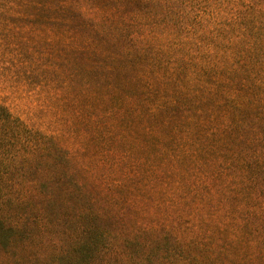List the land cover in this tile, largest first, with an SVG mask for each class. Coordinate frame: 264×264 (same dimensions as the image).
<instances>
[{"label":"rangeland","instance_id":"1","mask_svg":"<svg viewBox=\"0 0 264 264\" xmlns=\"http://www.w3.org/2000/svg\"><path fill=\"white\" fill-rule=\"evenodd\" d=\"M255 1L219 0L208 37L238 36L241 10ZM100 11L91 0H0V106L53 136L74 172L55 179L69 187L63 206L42 209L52 211L55 245L43 234L22 259L17 239L16 262L85 264L89 252L77 254L73 243L92 233L74 239V228L110 230L115 214L124 225L109 264H138L146 244L145 264H167L176 242L190 256L179 252L180 264H264V50L218 45L196 56L220 64L204 73L157 64L153 54L121 56L116 66L90 29ZM249 25L264 35L262 18ZM89 66L107 88L92 83ZM245 70L258 77L240 80ZM37 159L36 167L49 163ZM40 200L7 218L39 212ZM85 210L100 217L90 221ZM63 250L67 258L56 257Z\"/></svg>","mask_w":264,"mask_h":264},{"label":"trees","instance_id":"2","mask_svg":"<svg viewBox=\"0 0 264 264\" xmlns=\"http://www.w3.org/2000/svg\"><path fill=\"white\" fill-rule=\"evenodd\" d=\"M91 2L94 7L101 10V14H97L98 19L92 22L89 28L97 36L95 40H98L103 55L116 56L114 57L116 66H124L119 62L121 56L126 60L129 57L135 62L141 60L138 59L141 55L153 54L156 56L154 61L157 64L160 62L161 65L167 66L173 62L181 66L187 65L190 69L202 70L204 73L206 70L220 69V64H201V60L196 56L206 53L212 55L218 45L223 44L230 49L247 47L253 53L264 50V35L249 25L250 17L256 16L264 20V0L248 2L243 6L244 10L241 11H244V15L240 19L245 24L239 28L238 36L232 37L226 33V36L219 34L213 38L208 37L209 32L204 31V28L210 25V19L215 20L216 16L220 15L221 9L214 7L219 0H91ZM227 38L231 40L229 43L225 42ZM209 41L213 42L210 44ZM215 57L213 61H216ZM104 66L105 71L113 69L109 64ZM89 73L90 80L97 88L108 87V83L102 85L94 79L96 72L90 66ZM225 73L226 76L231 75L233 79L232 72ZM244 73L245 78L240 76V80L246 82L258 77V73L253 70H245ZM111 76L112 73H107V80ZM259 81H264V77ZM39 156L41 159L48 158L46 161L49 163L36 167L34 163L38 161ZM73 173L69 158L64 156V150L56 146L53 136L35 130L14 117L6 107L0 106V264H21L16 262L18 258L15 257L13 249L17 239H21L20 250L24 259L25 254L32 257L35 253L30 247L32 241L40 239L43 234L45 235L43 242L54 238L51 234L53 226L48 221L52 211L47 216V212L42 209L56 210L57 207L63 206L62 203L65 202L63 197L69 191V187L57 188L58 182L55 179L63 176L69 178ZM85 193L89 192L86 190ZM39 196L41 197L37 203L40 205L39 212L28 211L26 216L17 215L15 220L7 218L10 216L9 212H14L15 208L26 203L27 210H37L29 206V199ZM100 215L103 218L108 217ZM77 216H80V212ZM98 217L100 216L94 212L85 210L84 218L91 221L92 218ZM67 219L68 217L65 220ZM109 220L114 221L113 223L109 221L110 230L101 228L99 231L98 227L96 230L91 226L88 228L89 224L84 226L80 224L78 228H74L72 234L78 233L74 239L81 238L79 235L83 236L87 232L92 233L86 240L78 239L73 243L77 254L89 252L85 264H109L111 252L116 246L117 232L124 225L123 220L115 214H112ZM98 238L101 240L99 244ZM54 241L53 246L56 243L55 238ZM179 244L176 242L170 245L167 264H180L182 259L179 252L190 258L189 252ZM147 247H149L147 244L143 245L140 250L138 264H145ZM67 256L68 250H63L56 257L63 259Z\"/></svg>","mask_w":264,"mask_h":264}]
</instances>
